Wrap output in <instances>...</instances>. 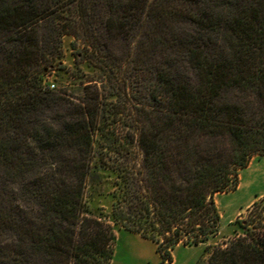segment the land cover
<instances>
[{
	"label": "trees",
	"instance_id": "1",
	"mask_svg": "<svg viewBox=\"0 0 264 264\" xmlns=\"http://www.w3.org/2000/svg\"><path fill=\"white\" fill-rule=\"evenodd\" d=\"M66 35L86 43L77 68L101 71L110 101L97 81L77 102L45 85ZM126 62L150 93L133 103L140 168L121 148L100 157L112 218L155 242L160 264L180 241L216 233L213 195L264 154V0H0V264H109L114 229L86 188L104 112L128 109L117 74ZM260 198L208 264H264Z\"/></svg>",
	"mask_w": 264,
	"mask_h": 264
},
{
	"label": "rangeland",
	"instance_id": "2",
	"mask_svg": "<svg viewBox=\"0 0 264 264\" xmlns=\"http://www.w3.org/2000/svg\"><path fill=\"white\" fill-rule=\"evenodd\" d=\"M73 43L75 45H72ZM121 43L120 49H117L116 53L118 55L124 53L125 55L126 48ZM85 44L83 41L74 40L73 36H63L60 64L45 74V85L54 83L55 87L50 89L61 90L72 102H77V98L83 93L82 89L85 84L95 81H97V86L103 96L108 94V83L104 80L101 71L84 66L77 68L76 53L78 50H81L83 54L87 53ZM88 51L90 52L89 48ZM131 51L133 53L135 49ZM153 55L157 59H161L163 53L161 49L156 48ZM126 65L125 68L117 71V74L121 81L120 87L125 86L126 107L128 109L116 117H113L111 113L104 112L105 121L103 122V132H101L102 137L98 140L99 144L96 142L94 144L93 164L95 165L88 180L86 199L94 213L100 215L102 220L114 229L115 239L112 243L113 253L109 264H160L161 256L156 250L157 244L155 242L142 237L137 232L126 229L120 222H116L112 218L113 175L99 165L100 157L105 159L109 155L114 157V152L107 149L117 147L128 150L132 156L131 164L136 169L140 168L141 150L135 143V137H133L135 130L133 103H146L150 90L147 87L146 77L144 78L146 74L144 73L143 76V73L139 72V75L135 76L133 63L126 62ZM123 79L126 81L124 85L122 84ZM111 99L112 97H106V101ZM130 104L132 106L129 107ZM18 188V185L8 183L5 185L6 191L11 193L9 197L13 198L11 199L12 204H18V198L16 199ZM261 193L264 194V154H256L250 159L246 167L239 170L236 188L218 191L213 195L219 213L216 233L205 242L198 244L184 245L180 241L169 251L171 261L164 264H208L209 251L213 246H224L230 238L242 232L237 221L247 218L249 208L254 201L259 202V207L262 205L263 200L260 197L263 194L258 196ZM252 199L254 200L247 205ZM255 208L256 206L253 209ZM164 242V239H160V243L164 244Z\"/></svg>",
	"mask_w": 264,
	"mask_h": 264
},
{
	"label": "built area",
	"instance_id": "3",
	"mask_svg": "<svg viewBox=\"0 0 264 264\" xmlns=\"http://www.w3.org/2000/svg\"><path fill=\"white\" fill-rule=\"evenodd\" d=\"M48 86H49V88H54L55 84L54 83H49Z\"/></svg>",
	"mask_w": 264,
	"mask_h": 264
},
{
	"label": "crops",
	"instance_id": "4",
	"mask_svg": "<svg viewBox=\"0 0 264 264\" xmlns=\"http://www.w3.org/2000/svg\"><path fill=\"white\" fill-rule=\"evenodd\" d=\"M253 160H255V159H253ZM252 160V161H253ZM263 193H261V194H259L258 196H260V195H262ZM254 199H252L247 205H249L252 201H253Z\"/></svg>",
	"mask_w": 264,
	"mask_h": 264
}]
</instances>
